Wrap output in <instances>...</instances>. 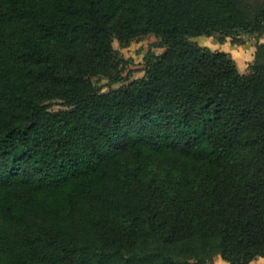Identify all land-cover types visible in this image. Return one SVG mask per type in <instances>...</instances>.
Masks as SVG:
<instances>
[{
  "label": "trees",
  "instance_id": "obj_1",
  "mask_svg": "<svg viewBox=\"0 0 264 264\" xmlns=\"http://www.w3.org/2000/svg\"><path fill=\"white\" fill-rule=\"evenodd\" d=\"M243 2L0 0V264L264 258V44L242 73L196 40L259 35Z\"/></svg>",
  "mask_w": 264,
  "mask_h": 264
},
{
  "label": "rangeland",
  "instance_id": "obj_2",
  "mask_svg": "<svg viewBox=\"0 0 264 264\" xmlns=\"http://www.w3.org/2000/svg\"><path fill=\"white\" fill-rule=\"evenodd\" d=\"M264 6V0H244L243 2V8L246 11L248 15H252L258 8ZM200 38L196 40L201 44L204 45V43H207V36H199ZM156 41V37L154 35H148L141 41H133L129 46L127 47H121L117 40H114V46L116 49H118L125 58L130 60V63L127 65L123 76L130 77V80L141 78L145 75V59L144 56L147 53L149 49H151L156 54H160L164 51L163 48L157 47L154 45V42ZM253 42V57L251 61L247 62L246 65L241 69L242 73H247L249 71L250 64L256 61V55L258 52V44H264V30L261 31V33L257 36L249 37L246 41ZM261 41V43H260ZM212 43V41H209ZM234 47H237L238 45L232 44ZM224 48L222 45H217L215 47L212 46V49L215 51H219V49ZM223 51V50H221ZM232 56L235 58L237 64H238V57L244 58L246 56V53L243 51H233L231 53ZM261 59H264V52L261 50ZM239 67V66H238ZM93 82L97 84L100 88H102V91H108L110 89H116L120 87L122 84L126 82H120V83H114L111 84L107 79L104 77H95L93 78ZM65 106L61 103V101H54L51 105L52 110H60L64 109ZM156 245H159L158 249L165 251V245H162L160 243H157ZM168 251V250H167ZM177 258L184 259L183 256L177 255V253H173ZM210 262L212 264H230L226 261H224L220 254L213 253L209 257ZM251 264H264V258L263 257H257L255 260L251 262Z\"/></svg>",
  "mask_w": 264,
  "mask_h": 264
},
{
  "label": "crops",
  "instance_id": "obj_3",
  "mask_svg": "<svg viewBox=\"0 0 264 264\" xmlns=\"http://www.w3.org/2000/svg\"><path fill=\"white\" fill-rule=\"evenodd\" d=\"M199 38L200 37H198L197 40ZM209 41H212V43H210ZM217 45H222L224 47L222 49H219L220 51L223 50L228 53H233V51H237V52L243 51L246 53V56L244 58L238 57V66H239L240 71L241 69H243V67L246 65L247 62L251 61L253 57V42L252 41H249L243 45H238L237 47H234L230 41H226L223 44H220L216 41L214 37H209L207 38V43H204V46H208L211 49H212V46L215 47Z\"/></svg>",
  "mask_w": 264,
  "mask_h": 264
}]
</instances>
